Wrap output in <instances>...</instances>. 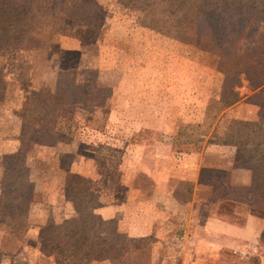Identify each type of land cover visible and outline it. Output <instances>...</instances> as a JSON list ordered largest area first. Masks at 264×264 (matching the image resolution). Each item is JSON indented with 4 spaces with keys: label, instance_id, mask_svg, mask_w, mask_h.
Wrapping results in <instances>:
<instances>
[{
    "label": "rangeland",
    "instance_id": "obj_1",
    "mask_svg": "<svg viewBox=\"0 0 264 264\" xmlns=\"http://www.w3.org/2000/svg\"><path fill=\"white\" fill-rule=\"evenodd\" d=\"M89 1L95 8L87 21L75 11L50 35L32 25L22 49L0 56V264H55V256L40 252L41 228L75 218L76 206L91 211L94 186L100 197L111 193L107 187L119 177L117 170L131 150L133 156L143 146L197 153L222 139L231 119L255 116L257 97L235 71L231 61L236 59L223 54V26L208 27L167 9ZM258 25V32H264V21ZM70 81L84 92L68 98L60 94L65 103L75 101L74 113L40 108L31 115L55 131V142L23 138L20 128L32 92L52 99L56 88ZM97 99L99 105H88ZM77 154L86 176L72 184V176L71 181L67 177L74 174L69 170H75ZM247 178L251 189L245 203L251 201L264 216V172L256 185L251 175ZM150 182L141 174L132 181L139 188ZM4 216L25 228L6 225ZM117 231L136 239L134 247L140 249L122 256L126 264H147L152 248L167 236L157 231L135 238L122 228ZM101 254L87 250L78 263L91 264Z\"/></svg>",
    "mask_w": 264,
    "mask_h": 264
},
{
    "label": "crops",
    "instance_id": "obj_2",
    "mask_svg": "<svg viewBox=\"0 0 264 264\" xmlns=\"http://www.w3.org/2000/svg\"><path fill=\"white\" fill-rule=\"evenodd\" d=\"M78 156L69 171L83 177ZM234 156V146L215 143L197 153L143 146L133 156L131 150L107 187L111 193L100 197L94 186L91 212L130 237L167 234L152 248L147 264H264V216L251 201L245 203L250 173L234 164ZM138 174L150 179L146 188L134 187ZM181 233L185 248L178 252L172 239ZM91 264L111 263L101 255Z\"/></svg>",
    "mask_w": 264,
    "mask_h": 264
},
{
    "label": "trees",
    "instance_id": "obj_3",
    "mask_svg": "<svg viewBox=\"0 0 264 264\" xmlns=\"http://www.w3.org/2000/svg\"><path fill=\"white\" fill-rule=\"evenodd\" d=\"M118 2L128 8L177 11L199 24L225 28L223 54L230 60L236 59L231 61L237 65L235 71L243 75L247 87L257 97L256 118L251 121L231 119L230 130L214 143L234 146V164L248 170L255 180V185L259 183L264 172V32L260 33L257 29L258 22L264 21V0H118ZM94 8L93 2L89 0H0V56L22 49L32 25L50 35L69 21L75 11H78L82 22L87 21ZM74 36L80 38L78 35ZM237 46H240V49ZM228 66L230 68V65ZM3 87L4 84L0 80V100L3 96ZM72 92L84 94L76 89L71 81L57 87L52 99H49L46 93L33 91L24 123L20 128L21 136L33 143L52 145L55 142V131L47 129L46 124L32 121V112L43 108L74 113L75 101L65 103L63 98V96L68 98ZM61 93L64 94L62 99ZM92 96L95 97L94 94ZM99 102L97 99L88 105L97 106ZM71 176L73 180L70 183L74 184V180H79L78 175L70 174L67 177L68 181ZM74 190L76 194L81 192L77 185ZM22 197L24 198V195ZM16 209H19V206ZM75 212V218L59 224L48 223L41 228L40 252L46 256H55V264L70 261L73 262L71 264H79V255L87 250L102 252V257L108 259L111 264H126L121 262L122 256L140 250L139 247H134L133 242L136 239H127L128 237L118 233L112 222L102 221L88 208L79 209L76 206ZM8 220L10 221L8 222L4 216L2 222L6 225L15 222L13 226H18L21 230L25 228L21 221ZM61 231L67 234V238ZM100 231L103 232L101 236L98 235ZM62 245L64 248L61 249Z\"/></svg>",
    "mask_w": 264,
    "mask_h": 264
},
{
    "label": "built area",
    "instance_id": "obj_4",
    "mask_svg": "<svg viewBox=\"0 0 264 264\" xmlns=\"http://www.w3.org/2000/svg\"><path fill=\"white\" fill-rule=\"evenodd\" d=\"M172 245L174 246L175 251L180 252L181 250H183L185 248V238H184V234H178L175 235L172 239ZM249 247L251 249H255L256 247L254 245H249Z\"/></svg>",
    "mask_w": 264,
    "mask_h": 264
}]
</instances>
